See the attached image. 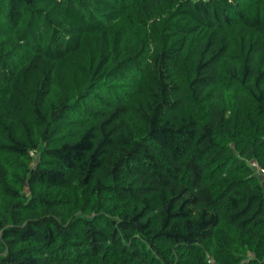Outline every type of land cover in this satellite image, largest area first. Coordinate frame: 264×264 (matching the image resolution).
Listing matches in <instances>:
<instances>
[{"label": "trees", "instance_id": "16d2710c", "mask_svg": "<svg viewBox=\"0 0 264 264\" xmlns=\"http://www.w3.org/2000/svg\"><path fill=\"white\" fill-rule=\"evenodd\" d=\"M264 0H0V264H264Z\"/></svg>", "mask_w": 264, "mask_h": 264}, {"label": "built area", "instance_id": "2783aa9c", "mask_svg": "<svg viewBox=\"0 0 264 264\" xmlns=\"http://www.w3.org/2000/svg\"><path fill=\"white\" fill-rule=\"evenodd\" d=\"M253 166L256 167L259 173L263 174L264 173V168H262L258 163L254 162Z\"/></svg>", "mask_w": 264, "mask_h": 264}]
</instances>
